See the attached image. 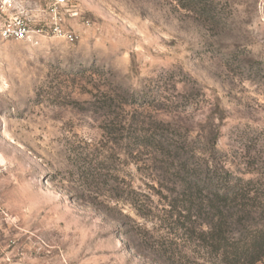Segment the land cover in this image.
<instances>
[{"label":"rangeland","instance_id":"374dc122","mask_svg":"<svg viewBox=\"0 0 264 264\" xmlns=\"http://www.w3.org/2000/svg\"><path fill=\"white\" fill-rule=\"evenodd\" d=\"M7 1L0 264H222L181 184L264 201V0Z\"/></svg>","mask_w":264,"mask_h":264},{"label":"trees","instance_id":"16d2710c","mask_svg":"<svg viewBox=\"0 0 264 264\" xmlns=\"http://www.w3.org/2000/svg\"><path fill=\"white\" fill-rule=\"evenodd\" d=\"M210 172L190 174L192 180L181 184L187 190L184 209H193L202 221L198 239L220 256L222 264H264V201L248 206L244 200L249 199L250 191L241 186V178L233 181L221 177L216 169ZM244 182L252 184V180ZM255 214L262 224L248 235V221Z\"/></svg>","mask_w":264,"mask_h":264},{"label":"built area","instance_id":"2783aa9c","mask_svg":"<svg viewBox=\"0 0 264 264\" xmlns=\"http://www.w3.org/2000/svg\"><path fill=\"white\" fill-rule=\"evenodd\" d=\"M53 33L64 36L68 41H74L76 36L70 32L62 31L58 26H54ZM44 31L41 28H31L21 14H14L7 17L0 26V37L4 40H24L36 41V36Z\"/></svg>","mask_w":264,"mask_h":264},{"label":"crops","instance_id":"0c3cea01","mask_svg":"<svg viewBox=\"0 0 264 264\" xmlns=\"http://www.w3.org/2000/svg\"><path fill=\"white\" fill-rule=\"evenodd\" d=\"M8 3H10V2H8L7 0H0V11L1 12L7 11L8 7L10 6V4H8Z\"/></svg>","mask_w":264,"mask_h":264}]
</instances>
